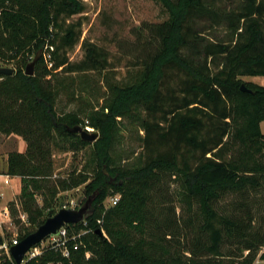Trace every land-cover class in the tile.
I'll return each instance as SVG.
<instances>
[{
    "label": "trees",
    "instance_id": "obj_1",
    "mask_svg": "<svg viewBox=\"0 0 264 264\" xmlns=\"http://www.w3.org/2000/svg\"><path fill=\"white\" fill-rule=\"evenodd\" d=\"M156 1L167 19L135 29L134 72L113 81L104 74L106 94L96 109L60 112L56 103L68 75L110 67L105 50L87 39L81 42L83 57L69 59L81 22L68 20L83 11V3L0 0V59L14 69L0 74V133L26 143L24 152L8 153L3 173L20 178L17 203L28 215L29 227L17 242L43 222L36 194L52 193L47 178L55 134L75 136L66 127L84 120L98 132L93 142H82L91 145L92 178L80 172L85 179L74 186L89 180L83 193L91 198V213L64 225L69 255L49 243L21 264L264 260V85L240 79L264 76V0ZM217 28L222 38L211 35ZM36 55L33 74L26 75ZM241 83L251 92L242 91ZM134 109L141 111L142 155L135 163L115 164L119 120ZM167 177L178 183L176 199L188 215L160 204ZM116 193L119 199L104 209L102 199ZM4 240L0 235V244ZM0 264L16 263L0 250Z\"/></svg>",
    "mask_w": 264,
    "mask_h": 264
},
{
    "label": "rangeland",
    "instance_id": "obj_2",
    "mask_svg": "<svg viewBox=\"0 0 264 264\" xmlns=\"http://www.w3.org/2000/svg\"><path fill=\"white\" fill-rule=\"evenodd\" d=\"M81 2L84 7L83 11L73 15L68 20L81 22L80 39L73 49L68 52L69 59L75 62L83 57L84 51L81 48V42L87 39L105 50L110 67L103 71L68 75L64 82L66 89L60 92L56 103V108L60 112L80 110V108L96 109L97 106L102 104L103 97L106 94L103 75L107 73L111 81L114 79L122 80L135 70L131 65L134 55L135 29L144 25V23H160L167 19L161 4L156 0H81ZM210 33L211 35H217L218 38L224 36L222 28L214 29ZM44 54L47 61L50 54L47 50ZM0 66L13 67V63L0 59ZM49 66L47 61V67ZM59 76L63 77L64 74L61 73ZM240 79L247 85H264V76L247 75L240 76ZM71 93H73V100L70 98L72 97L70 96ZM138 112L141 111L134 109L131 114L119 120L118 131L112 147L115 164L135 163L142 155L143 132L139 127ZM86 123L87 120H84L83 124L80 125L96 131L91 127L84 126ZM260 130L264 134V121L260 122ZM55 137L56 141L51 152L53 171L47 178L49 184L52 185V193L46 192L45 197L36 194L37 204L44 207L41 216L43 222L50 216L48 215L50 210L53 215L60 207L76 208L83 204L87 200L83 189L85 183L89 180L84 183L78 182L79 184L76 186H74V181L85 179L84 177H78L80 172H85L92 178L90 166L91 145L82 144L84 140L78 134L62 137L55 134ZM62 181L66 182L65 186L61 184ZM1 187L6 194L5 196H8L9 187L4 184ZM178 189V183L167 177L162 183L164 197L162 196L163 203L160 204L174 207L177 215L183 214V216H186L188 215L186 205L176 199L175 192ZM5 196L2 197V200L5 199ZM119 197L118 193L107 195L102 199L101 205L104 209L110 208ZM44 198H46V201ZM17 199L16 196L8 205H5L10 214V222L4 224L2 232L6 241L9 238H17V234L23 232L24 227H29L28 215L20 210ZM2 206L0 205V209H2ZM83 223L86 224L85 221ZM37 227L36 225L31 227L32 232ZM102 232L105 235L103 230ZM49 243L50 240L45 239L34 246V249L40 254L42 249ZM6 253L9 254V252ZM25 259H28L27 254L24 256ZM257 262V264H264V260L258 259Z\"/></svg>",
    "mask_w": 264,
    "mask_h": 264
},
{
    "label": "water",
    "instance_id": "obj_3",
    "mask_svg": "<svg viewBox=\"0 0 264 264\" xmlns=\"http://www.w3.org/2000/svg\"><path fill=\"white\" fill-rule=\"evenodd\" d=\"M38 58L36 55L32 61H30L24 70L26 75H32L34 70V64ZM14 69L11 67L0 66V74H11ZM240 89L245 92H251L244 83H241ZM66 130L72 134H78L80 138L87 142H93L98 137V132L90 130L81 125L67 126ZM91 198L79 205L76 208L60 207L56 213L48 216L43 223H41L36 230L26 235L17 244L9 247V255L16 264H21L24 261L25 254L30 248L36 246L41 241L47 239L51 235H54L58 230L66 224H75L83 221L87 216L88 212L91 213L90 209ZM97 233L102 234L101 229L96 230Z\"/></svg>",
    "mask_w": 264,
    "mask_h": 264
},
{
    "label": "crops",
    "instance_id": "obj_4",
    "mask_svg": "<svg viewBox=\"0 0 264 264\" xmlns=\"http://www.w3.org/2000/svg\"><path fill=\"white\" fill-rule=\"evenodd\" d=\"M25 148L26 143L20 136L15 134L4 135L0 133V205H3L2 208L18 196L21 187L20 178L18 176L3 174L7 167V155L10 151L24 152ZM2 184L9 187L10 192L8 196H5L6 194L1 187ZM3 196H5L4 200H2Z\"/></svg>",
    "mask_w": 264,
    "mask_h": 264
},
{
    "label": "built area",
    "instance_id": "obj_5",
    "mask_svg": "<svg viewBox=\"0 0 264 264\" xmlns=\"http://www.w3.org/2000/svg\"><path fill=\"white\" fill-rule=\"evenodd\" d=\"M115 200H117V199H115ZM6 222H10V214H9L7 207H3L2 209H0V235H2L3 228H4L3 226ZM47 239L50 240L51 244H55V245L61 247V252H62L63 256L67 257L69 255V252H68L67 247L65 245L66 229L64 228V226L61 227L56 234L51 235ZM17 243H18L17 238L11 239L10 242L4 240L0 244V249H3L6 252H8L9 247L11 245H15ZM26 254L28 255V259H29V258H33V257L39 255V252H36L34 247H32L29 249V251ZM86 256H88V253H86ZM257 261H258V258H256L252 264H256Z\"/></svg>",
    "mask_w": 264,
    "mask_h": 264
}]
</instances>
